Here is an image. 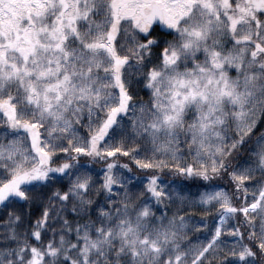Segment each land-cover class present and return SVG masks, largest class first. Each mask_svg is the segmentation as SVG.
Here are the masks:
<instances>
[{
    "label": "snow or ice",
    "instance_id": "6c2138e0",
    "mask_svg": "<svg viewBox=\"0 0 264 264\" xmlns=\"http://www.w3.org/2000/svg\"><path fill=\"white\" fill-rule=\"evenodd\" d=\"M0 214V264H264V0H0Z\"/></svg>",
    "mask_w": 264,
    "mask_h": 264
},
{
    "label": "trees",
    "instance_id": "16d2710c",
    "mask_svg": "<svg viewBox=\"0 0 264 264\" xmlns=\"http://www.w3.org/2000/svg\"><path fill=\"white\" fill-rule=\"evenodd\" d=\"M140 95L141 96H144L145 98H147V93L146 92H141L140 93ZM150 174V173H149ZM227 182V178H225V183ZM221 186H223V184L221 185ZM229 187H231V185H228ZM185 211H188V209H185ZM192 211L195 213V214H197V215H199L201 212H204V211H211V210H209V209H205V208H201V207H194L193 209H192ZM3 217H2V214H0V219H2Z\"/></svg>",
    "mask_w": 264,
    "mask_h": 264
}]
</instances>
